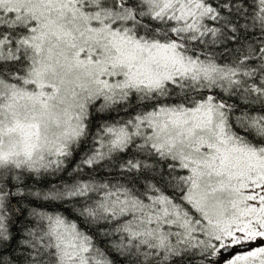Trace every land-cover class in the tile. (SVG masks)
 Masks as SVG:
<instances>
[{
	"label": "snow or ice",
	"instance_id": "obj_1",
	"mask_svg": "<svg viewBox=\"0 0 264 264\" xmlns=\"http://www.w3.org/2000/svg\"><path fill=\"white\" fill-rule=\"evenodd\" d=\"M0 264H264V0H0Z\"/></svg>",
	"mask_w": 264,
	"mask_h": 264
},
{
	"label": "trees",
	"instance_id": "obj_2",
	"mask_svg": "<svg viewBox=\"0 0 264 264\" xmlns=\"http://www.w3.org/2000/svg\"><path fill=\"white\" fill-rule=\"evenodd\" d=\"M46 183H47V181H43V182H41V185L46 184Z\"/></svg>",
	"mask_w": 264,
	"mask_h": 264
}]
</instances>
